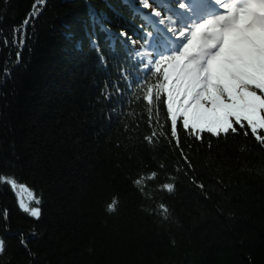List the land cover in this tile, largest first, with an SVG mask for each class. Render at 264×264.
<instances>
[{
  "label": "trees",
  "instance_id": "16d2710c",
  "mask_svg": "<svg viewBox=\"0 0 264 264\" xmlns=\"http://www.w3.org/2000/svg\"><path fill=\"white\" fill-rule=\"evenodd\" d=\"M144 8L159 20L150 0H0V264H264V109L259 123L224 132L195 133L183 119L175 128L162 75L132 54ZM135 66L148 85L133 88ZM149 120L159 146L142 140ZM168 131L195 171L182 166L161 223L128 177L137 165L182 164Z\"/></svg>",
  "mask_w": 264,
  "mask_h": 264
},
{
  "label": "snow or ice",
  "instance_id": "6c2138e0",
  "mask_svg": "<svg viewBox=\"0 0 264 264\" xmlns=\"http://www.w3.org/2000/svg\"><path fill=\"white\" fill-rule=\"evenodd\" d=\"M257 84L261 90H264V83L257 82ZM198 118L204 119L210 117H204L203 115H201ZM257 118L259 119L260 117L258 116ZM154 123V121H148L147 127L149 131L142 137L143 142L152 147L159 146L162 137V134L158 133L153 127ZM136 127H138V125H136ZM259 129L261 132H264V123H261L259 125ZM163 138L168 141L169 148H172L174 151L179 152L182 164L177 163L173 169V172H168L167 165L163 162H159L156 169L144 168L143 166L137 165L135 173L128 177L130 183L133 187H135L140 196L145 200L152 202L150 207L144 206V210L149 212L151 216L158 217L161 223L170 221L172 219L173 208L169 203L166 202V200L168 197L175 195V193L177 192V174L181 172L182 166L187 165V167L190 168L193 173L195 171V166L191 162L189 153L185 152L184 150L181 137L178 134L174 135L171 131H168L167 136L163 135ZM205 139L206 136L203 134L198 137L200 143H203ZM208 147L211 148L210 141ZM162 172L167 173V175L164 180L156 185L155 182L160 180ZM183 174L188 175L189 172L185 170ZM192 182L197 183V180L193 177ZM150 185H152V187H150ZM198 187L203 189L204 184L198 183ZM158 197H160L159 200L157 199ZM119 204V197H113L112 201L106 206V210L110 214H114L118 211ZM25 210H28L27 206H25ZM32 215L39 219L40 210L37 209L33 211ZM33 235H35V233H33ZM21 243L27 248V240L22 239ZM172 243L173 245L176 244L175 239L172 240ZM3 251V241L0 240V254H2Z\"/></svg>",
  "mask_w": 264,
  "mask_h": 264
},
{
  "label": "rangeland",
  "instance_id": "374dc122",
  "mask_svg": "<svg viewBox=\"0 0 264 264\" xmlns=\"http://www.w3.org/2000/svg\"><path fill=\"white\" fill-rule=\"evenodd\" d=\"M253 35V33L251 34ZM253 39V43L256 46L259 47H264V39L263 40H259L257 38H255L254 36L251 37ZM261 60H264V56H261L257 53L252 54L250 59L244 63L238 64L236 66V68H229L230 64H227V70H225V68H220V70L216 73L217 77H221V79L223 81H227L228 80V74L233 75L234 78L237 80V84L239 87V92L241 91L242 95H247V96H252L253 91L252 88H256L259 91L264 92V90H261L258 87L257 82L260 83H264V64L263 65H259V62ZM255 94L257 95V97L259 99L262 98V95L258 92H255ZM198 108L197 105H195V103L193 104V109L196 110ZM230 113V112H229ZM231 114V113H230ZM173 124L176 125L177 124V115L175 112H173ZM252 119V117L250 118ZM208 121V120H207ZM191 122H197V120H195V117H191ZM226 123L223 124L221 127H225ZM16 188H20V190L18 191V196L21 199V205L23 207L27 206L28 211L32 214L33 211L37 210L38 208H30L29 207V200L32 199V195L31 192L29 191V193L24 189L23 186H17ZM29 194L31 196V198H29ZM29 198L27 200V204L25 202V199ZM25 209V208H24Z\"/></svg>",
  "mask_w": 264,
  "mask_h": 264
}]
</instances>
